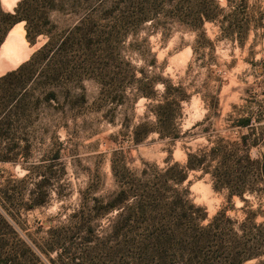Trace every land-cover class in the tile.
<instances>
[{
    "label": "rangeland",
    "instance_id": "1",
    "mask_svg": "<svg viewBox=\"0 0 264 264\" xmlns=\"http://www.w3.org/2000/svg\"><path fill=\"white\" fill-rule=\"evenodd\" d=\"M114 1L80 0L82 7L76 13L68 9L50 13L51 34H59L85 16L97 21L98 29L116 31L115 13L107 14ZM216 1L224 7L223 15L240 4L239 0ZM16 2L7 7L0 0V11L11 12ZM237 11L235 20L248 21L241 46L236 32L222 30L226 23L220 29L217 22L205 23L202 32L168 20L163 28L147 23L137 31L113 35L108 76L101 83L82 80L85 100L78 113L65 117L50 113L26 136L25 158L0 162V204L21 212L16 221L20 234L40 227L41 232L31 238L43 236L48 228L66 223L69 214L89 213L92 198L120 189L129 194V201L145 190L164 198L178 194L207 217L218 211L238 220L248 211L264 214V193H244L247 202L243 203L234 195L227 198L225 188L214 189L212 178L200 170L188 171L180 185L170 180L163 183L161 176L172 165L183 166L187 154L204 157V165L212 170L220 159L216 155L212 160L209 151L217 145L229 148L235 143L237 155L245 152L251 160L264 154V0H243ZM154 17L163 19L160 13ZM3 21L0 18V52L14 27L3 30ZM24 40L28 48L17 65L46 38L38 36L33 44ZM95 57L105 61L98 51ZM15 67L10 65L2 74ZM161 102H171L172 128L178 137L134 132L140 123L152 127L154 106ZM245 118L250 125L238 127L237 120ZM241 136L246 137L245 147ZM30 195L40 203L22 211ZM4 198L9 202H2ZM109 216L91 224L103 226ZM262 220L258 215L255 222Z\"/></svg>",
    "mask_w": 264,
    "mask_h": 264
},
{
    "label": "trees",
    "instance_id": "2",
    "mask_svg": "<svg viewBox=\"0 0 264 264\" xmlns=\"http://www.w3.org/2000/svg\"><path fill=\"white\" fill-rule=\"evenodd\" d=\"M242 2L223 15L224 7L216 0H115L107 14L115 13L116 31L98 29L97 21L85 16L59 34H51L49 14L66 9L76 13L82 7L80 0H17L11 12L0 11L3 30L23 22L24 37L30 44L38 36L46 38L27 60L0 76V162L25 158L29 149L26 136L50 113L63 117L78 113L85 100L82 80L101 83L108 76L114 34L137 31L147 23L163 28L168 20L202 32L205 23L217 22L220 29L228 24L222 30L235 31L241 46L248 21L242 23L234 16ZM159 13L163 19L157 21L154 16ZM97 51L104 62L97 61ZM170 107L171 102L156 104L152 127L140 123L133 131L177 138ZM236 124L247 127L250 121L239 119ZM245 140L240 137L242 147ZM235 145L210 149V158L219 155L220 159L212 170L204 165V157L187 154L183 166L172 165L162 172L163 183L170 180L180 185L188 171L200 170L212 178L214 189L225 188L227 198L234 195L246 203L244 193H264V154L251 160L245 152L237 155ZM145 191L131 201L124 189L92 198L89 213L77 210L67 216L66 223L34 238L41 228L20 234L16 221L21 212L8 211L0 204V264H264L263 213L248 211L240 220L224 211L207 217L178 194L164 198ZM32 197L22 211L39 205V199ZM108 215L105 225L91 224ZM258 215L263 220L255 222Z\"/></svg>",
    "mask_w": 264,
    "mask_h": 264
},
{
    "label": "bare ground",
    "instance_id": "3",
    "mask_svg": "<svg viewBox=\"0 0 264 264\" xmlns=\"http://www.w3.org/2000/svg\"><path fill=\"white\" fill-rule=\"evenodd\" d=\"M17 0H1V4L7 7L14 5ZM22 23L16 24L6 35L0 52V75L10 65L17 66L16 60L21 58L28 47L24 40ZM19 64V63H18Z\"/></svg>",
    "mask_w": 264,
    "mask_h": 264
}]
</instances>
